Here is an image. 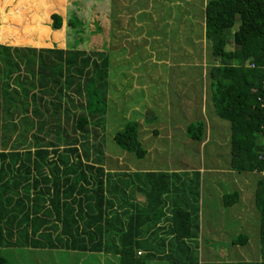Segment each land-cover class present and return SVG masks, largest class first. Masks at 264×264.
<instances>
[{
	"label": "trees",
	"instance_id": "obj_1",
	"mask_svg": "<svg viewBox=\"0 0 264 264\" xmlns=\"http://www.w3.org/2000/svg\"><path fill=\"white\" fill-rule=\"evenodd\" d=\"M109 1L104 3L109 6ZM203 16L204 37L215 58L208 72L211 101L216 115L229 122L231 169L264 173V0H208ZM50 20L52 29L62 28L61 14L52 13ZM79 24L75 16L67 21L74 30ZM109 33L107 20L92 12L87 50L0 44L4 108L6 92L19 93L21 77L31 73L38 101H44L46 86L51 84L52 109L43 104L40 108L55 117L47 135L51 140L40 136L46 126L43 111L32 110L38 119L37 135L31 133L21 142L17 136L9 137L0 145V264H9L1 252L5 248L27 254L35 250L103 254L109 264H197L187 242L199 236V210L196 205L194 209L183 206L178 185H184V180L179 172H112L101 149L92 147L91 137L96 139L98 132L91 134L89 125L94 120L102 127L107 108L101 87L108 78ZM90 65L93 69L88 73ZM95 85L102 99H97ZM83 88L84 105L77 101L80 107H75L70 92L81 97ZM185 131L192 139L202 140L205 135L201 122L187 125ZM113 141L137 158L146 154L137 121L127 122ZM92 154L98 157L96 162L90 160ZM134 183H139L143 204L123 200L115 205V197L121 192L130 195ZM222 200L231 205L238 193L223 194ZM254 202L260 214L261 242L255 264H264V174L256 184Z\"/></svg>",
	"mask_w": 264,
	"mask_h": 264
},
{
	"label": "rangeland",
	"instance_id": "obj_2",
	"mask_svg": "<svg viewBox=\"0 0 264 264\" xmlns=\"http://www.w3.org/2000/svg\"><path fill=\"white\" fill-rule=\"evenodd\" d=\"M206 1L110 0L107 6L104 0H0V44L87 50L92 12L97 13L100 20H107L110 33L105 55L109 58V67L106 84L101 87L107 108L102 115V127L94 120L89 125L91 134L98 132L96 139L91 137L92 147L101 149L106 163L112 166H107L109 169L179 172L184 180V185H178L183 206L185 203L189 209L198 207L203 227V236L187 242L188 253L197 264H255L260 255L257 207L251 206L252 214L248 215L252 229H248L249 219L245 225L239 222L244 207L241 200L226 206L217 199L221 191L239 194L241 189L248 192V197L253 188L254 194L261 176L252 175L246 185L243 173L234 170L233 179L232 174L227 173L232 170L230 128L228 121L216 115L211 101L208 72L215 58L204 37ZM55 12L64 18L59 30L50 25V15ZM72 16L80 22L75 30L67 25ZM92 69L90 65L87 72ZM31 76L28 73L25 79L21 77L22 84L16 87L19 93L11 89L6 92L5 108L0 93V145L9 137L17 136L21 142L35 133L38 119L32 110L43 111L46 126L40 136H44V141L51 140L47 135L55 117L40 108L43 104L49 111L52 109L51 84H47L46 97L40 102L38 89H34L36 80L32 83ZM82 91L81 97L70 92V96L75 97V107H80L77 101L84 105V88ZM32 93H35L33 98ZM95 93L97 99L103 98L99 88L96 87ZM66 102L69 104L67 99ZM129 121L138 122L139 140L146 150L143 158L122 150L113 141L114 134ZM195 122L204 124L202 140L186 134V126ZM96 158L95 154L90 156L92 162H96ZM237 217L240 219L236 220ZM247 237L248 244L239 243ZM1 252L9 264L108 263L105 262L108 256L96 253L35 250L27 254L13 248L1 249Z\"/></svg>",
	"mask_w": 264,
	"mask_h": 264
},
{
	"label": "crops",
	"instance_id": "obj_3",
	"mask_svg": "<svg viewBox=\"0 0 264 264\" xmlns=\"http://www.w3.org/2000/svg\"><path fill=\"white\" fill-rule=\"evenodd\" d=\"M205 5V4H204ZM110 171H116V170H110ZM130 172H132V171H130ZM134 172H140V171H134ZM170 172H174V170H170ZM228 174H232V179L234 178V174H235V172H234V170H231V171H229V172H227ZM243 173V179L246 181V185L247 184H249L250 183V181L252 180V175H254V174H257V175H259V177L260 176H262L264 173L263 172H256V171H247V172H242ZM236 176V175H235ZM237 177V176H236ZM138 185H139V183H134L133 185H131L130 187H131V189H130V191H129V193L128 194H130V195H128V196H126V195H122V192H121V194L119 195V196H116L115 197V200H114V204L115 205H118V206H120L119 204H121V202L123 201V200H127L126 202H129V203H127V204H138V205H142L143 204V202H144V197H143V195L139 192V190H138ZM200 185V184H199ZM198 185V186H199ZM209 185H211L212 187H214V184H212V183H210ZM217 186H221V184H219V183H217L216 184ZM199 188V187H198ZM213 189V188H212ZM119 190V189H118ZM248 190H249V188H248ZM117 191V190H116ZM133 191V192H132ZM118 192H120V190L118 191ZM223 194H225L223 191H221V192H219L218 193V196H217V199H221L222 200V196H223ZM247 194H248V192H247ZM247 194H246V192H244L243 190L241 191V189H239V194H238V200L237 201H239V200H241L242 202H243V212L241 213V219L239 218V217H237L236 218V220H238V219H240L239 220V222L241 223V225H245L246 224V221H247V219H249V225L250 226H248V224H247V228L249 229V228H251V223H250V215H248L249 213L250 214H252V212H251V206L254 204L255 205V202H254V194H253V188H251L250 189V193H249V196L247 197ZM211 196H212V194H211ZM110 198H112V197H110ZM209 201V200H208ZM236 201V202H237ZM222 202H223V200H222ZM224 204V203H223ZM233 204H235V203H233ZM114 205V206H115ZM255 207H256V205H255ZM116 208V207H115ZM114 208V209H115ZM259 211V210H258ZM258 218V223H257V227H256V229L257 228H259L260 229V215L257 217ZM201 224H202V222H201V219H200V217H198V234H199V236L201 235V236H203V233H202V229H203V227L201 226ZM252 229V228H251ZM253 230H254V228H253ZM199 236H198V238H199ZM249 237V236H248ZM246 238V240L244 241V240H242V242H239V243H244V244H248L249 242H250V240H249V238ZM198 238H197V240H198ZM169 239V238H168ZM202 241V240H201ZM202 245V244H201ZM261 245V242L259 241V248L261 247L260 246ZM261 249V248H260ZM252 260V259H251ZM260 260V259H259ZM106 262V261H105ZM153 263H156V262H150L149 264H153ZM248 263H250V262H248Z\"/></svg>",
	"mask_w": 264,
	"mask_h": 264
},
{
	"label": "built area",
	"instance_id": "obj_4",
	"mask_svg": "<svg viewBox=\"0 0 264 264\" xmlns=\"http://www.w3.org/2000/svg\"><path fill=\"white\" fill-rule=\"evenodd\" d=\"M250 66H251V67H253V65H252V64H250Z\"/></svg>",
	"mask_w": 264,
	"mask_h": 264
}]
</instances>
